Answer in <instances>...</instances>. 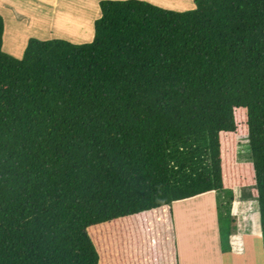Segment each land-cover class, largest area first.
I'll use <instances>...</instances> for the list:
<instances>
[{
  "label": "trees",
  "instance_id": "obj_1",
  "mask_svg": "<svg viewBox=\"0 0 264 264\" xmlns=\"http://www.w3.org/2000/svg\"><path fill=\"white\" fill-rule=\"evenodd\" d=\"M100 6L92 42L32 38L22 58L0 14V264H100L102 225L227 194L239 110L264 239V0Z\"/></svg>",
  "mask_w": 264,
  "mask_h": 264
},
{
  "label": "rangeland",
  "instance_id": "obj_2",
  "mask_svg": "<svg viewBox=\"0 0 264 264\" xmlns=\"http://www.w3.org/2000/svg\"><path fill=\"white\" fill-rule=\"evenodd\" d=\"M101 1L0 0V14L6 24L3 51L16 58H22L32 38L64 39L75 44L92 42L95 21L101 16ZM146 1L176 11H189L196 7L195 0ZM237 115L239 131L236 134H223L228 193L214 192L210 195L215 199L217 197L216 208L208 200L198 201L196 198L176 203L173 210L171 207L162 208L104 224L95 234L101 253L100 264H135V261L145 264L143 260H147V264H162V254L165 249L169 250L173 243L178 244L179 248L183 246L193 251L194 244H197V234H206L208 237L215 226L223 232H220V241L225 253L231 252L232 247L235 248L231 245V237L238 234L243 235V239L248 237L246 235L251 233L250 227L254 228L251 233L253 236L257 229L262 232L259 202L252 193L256 177L247 129V112L239 110ZM230 192L234 194V201L231 200ZM219 206L220 210H223L220 215ZM228 206H231V215L226 212ZM202 210L206 214L198 215ZM212 211H216L215 214ZM169 214L174 219L173 222ZM165 223L168 226L163 228ZM189 237L191 241L184 246L181 240H187ZM254 240V247L249 249L248 253L256 256V264H263L264 239L256 237ZM211 243L213 245V241Z\"/></svg>",
  "mask_w": 264,
  "mask_h": 264
},
{
  "label": "crops",
  "instance_id": "obj_3",
  "mask_svg": "<svg viewBox=\"0 0 264 264\" xmlns=\"http://www.w3.org/2000/svg\"><path fill=\"white\" fill-rule=\"evenodd\" d=\"M211 194H206L197 199L198 201L201 199H203L204 201L208 200L210 204L216 208L215 203H216L217 197L215 199V197L210 196ZM215 212L216 211H212L213 214H215ZM204 214L206 213L203 210L202 212L198 213V215H204ZM172 215L174 216V213H172ZM166 217L168 220V216ZM166 217H164L163 219L166 220ZM170 218H171V221L173 222L174 219L171 217V215H170ZM167 226H168L167 223H165L163 228H166ZM252 229L254 228L250 227L251 233H252ZM251 233H249V235H246L248 237H244V239H243V235H240V234H238L237 238L236 236L231 237L232 238L231 245L235 247L236 245L235 242L240 241L241 246H242L241 250L237 252L235 251V248L232 247L231 252L225 253L223 252V249L221 246L220 230H218L217 226H215V229L208 237L206 234L205 235L197 234V244H194L195 250L189 251L185 249L183 246H180L179 248L178 244L173 243L169 250L165 249V252L161 256L163 258L161 261H162V264H241V262L243 264H256V261H257L256 256L253 253L249 255L248 252H249V249H252L254 247L253 244H255L254 242H256L254 238L263 237V233L262 232L260 233V230L258 229H257V233L255 234V236L251 235ZM189 239L190 237L187 240H181L184 246H187L188 243L191 241ZM212 241H213V245L211 243ZM208 244H211V245H208ZM139 254L143 255L142 253H139ZM139 259L142 260L141 257ZM143 261L145 262V264L148 263L147 260H143ZM121 264H124V263H121ZM135 264H138V261H135Z\"/></svg>",
  "mask_w": 264,
  "mask_h": 264
}]
</instances>
